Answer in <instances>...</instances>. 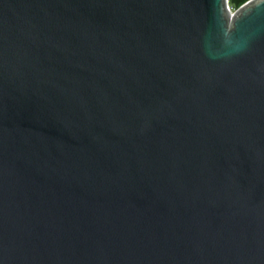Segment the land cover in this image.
<instances>
[{"label":"water","instance_id":"water-1","mask_svg":"<svg viewBox=\"0 0 264 264\" xmlns=\"http://www.w3.org/2000/svg\"><path fill=\"white\" fill-rule=\"evenodd\" d=\"M0 264H264V0H0Z\"/></svg>","mask_w":264,"mask_h":264},{"label":"trees","instance_id":"trees-1","mask_svg":"<svg viewBox=\"0 0 264 264\" xmlns=\"http://www.w3.org/2000/svg\"><path fill=\"white\" fill-rule=\"evenodd\" d=\"M247 0H229V3L232 7L237 8Z\"/></svg>","mask_w":264,"mask_h":264},{"label":"built area","instance_id":"built-area-1","mask_svg":"<svg viewBox=\"0 0 264 264\" xmlns=\"http://www.w3.org/2000/svg\"><path fill=\"white\" fill-rule=\"evenodd\" d=\"M230 8H231L232 11H234L236 9V8L232 7L231 5H230Z\"/></svg>","mask_w":264,"mask_h":264}]
</instances>
